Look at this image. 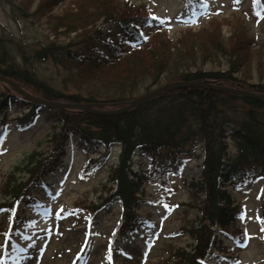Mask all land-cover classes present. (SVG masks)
Returning a JSON list of instances; mask_svg holds the SVG:
<instances>
[{
    "label": "rangeland",
    "instance_id": "374dc122",
    "mask_svg": "<svg viewBox=\"0 0 264 264\" xmlns=\"http://www.w3.org/2000/svg\"><path fill=\"white\" fill-rule=\"evenodd\" d=\"M97 1L0 0V46L7 51V61L1 68L11 65L27 70L40 83L64 94H93L101 101L119 97L131 101L169 83L166 81L174 78L171 76L175 72L173 65L178 71H226L221 50L226 48L244 61L249 74L245 78L234 74V78L264 84V15L259 17L256 14L251 0H207L208 6L195 8L190 14L185 10V0H128L135 5H149L151 12L160 19L142 30L147 39L156 33L161 34L150 49L126 57L113 67L100 69H86L58 59H35L36 51L51 42L65 47L69 40H75L80 34L79 39L87 36L96 26L103 27V30L111 28L110 24L103 23ZM124 1L114 0L113 3L124 9ZM69 15L76 19L83 17L90 25L82 32H71L67 36L60 33L64 29L53 32L52 20L69 18ZM112 38L119 44L122 38L125 39L117 34ZM249 41H255L256 45L250 46ZM129 42L131 39L126 38L123 44L126 46ZM94 43L92 40L78 47L85 54ZM159 58L164 59L167 66L157 74L151 67ZM24 59L31 61L27 63ZM11 92L20 96L0 81V96ZM228 105L236 106V102L231 101ZM26 107L21 102L12 104L0 114V120L6 116L11 122L23 114ZM34 115L31 123L23 129L11 122L0 142V201L5 199L1 186L10 171L33 151L45 154L50 148L51 136L58 131L51 109L42 106ZM229 117L232 115L225 113L222 120ZM223 141H227L230 151L235 152L234 142L227 136ZM196 142L193 151L194 140L185 144V152L181 155L184 157L176 166L172 163L166 166L164 160L156 163L166 167L161 175L167 176L164 184H160L161 177H157L144 185L143 204L138 214L144 217L146 225L125 239L114 240L119 219L117 204L102 209L91 222L84 213L73 216L66 214V209L76 203L81 207L88 206L106 194L103 187L108 183L110 168L118 162L120 147L116 145L108 149L93 145L87 155L82 150L81 141L75 136L70 137L59 169L44 179L45 185L33 190L38 204L25 208L23 212L18 211L31 222L24 233L19 232L7 240L6 258L2 264H176L170 255L175 250H191L193 239L184 231L197 224L202 151ZM159 155L167 156L166 151ZM89 158L96 162L91 165L93 171L81 177L80 172ZM149 162L138 151L132 157L133 172L147 171ZM225 189L241 205L243 214L234 228L235 231L241 230L242 235L238 241L233 238L224 240L228 251L213 252L207 264H264V231H261L264 179L237 189L227 185ZM6 216L0 212V221ZM4 224L6 227L8 221Z\"/></svg>",
    "mask_w": 264,
    "mask_h": 264
},
{
    "label": "trees",
    "instance_id": "16d2710c",
    "mask_svg": "<svg viewBox=\"0 0 264 264\" xmlns=\"http://www.w3.org/2000/svg\"><path fill=\"white\" fill-rule=\"evenodd\" d=\"M113 1L96 2V5L101 6L103 23L110 24L111 28L103 30V27L96 26L87 36L79 39L80 34L78 39L69 40L67 45L64 44L65 47L60 43L51 42L36 51L35 59L38 61H45L47 58L58 59L86 69H100L113 67L126 57L128 59L150 49L156 37L161 34L156 33L147 39L142 33V29L151 26L155 20L149 5H135L125 0L123 9ZM251 1L255 12L259 16L263 15L264 0ZM205 5L206 0L184 2L188 14L193 13L195 8ZM72 17L69 15V18H54L51 26L53 32L64 29L60 33L67 36L71 32H82L90 25L83 17L80 19ZM114 34L130 38L131 42L126 43V46L123 43L119 44L112 38ZM92 40H95V43L90 51L85 54L81 52V47L78 46ZM249 45H256L255 41H249ZM221 50L227 65L226 71H178L173 65L175 72L171 73V76L174 78L166 82L208 81L264 94V84H251L243 82L245 81L243 79L240 81L234 78V74H240L242 78L249 76L244 61L235 52L232 53L226 48ZM6 55L7 51L0 46V76L12 80L24 91L38 98L60 103L101 104L102 106L98 108L101 111H114L124 107V103L128 102V99L120 97L101 101L88 93L87 96L78 93L64 94L40 83L27 70L13 68L11 65L5 69L1 68L7 61ZM166 64L164 59L159 58L153 61L151 68H155L157 74H160L165 70ZM231 101L236 102V106L229 107ZM18 102L26 105L27 110H23V114L11 122H14L17 128L23 129L31 123L35 111L42 105L31 103L21 96L13 95L12 92L2 93L0 114ZM51 112L58 131L50 138V148L45 154L36 151L28 154L10 171L1 186L5 199L0 201V212L7 215L0 221L1 239L11 240L19 232L24 233L27 230L31 219L19 215L18 211L23 212L25 208L38 204L33 190L45 185L44 179L59 169L64 148L72 136L81 141L82 150L87 155L93 145H103L108 149L117 145L120 147V153L117 164L110 168L108 183L103 187L106 194L88 206L81 207L80 203H76L66 209V214L77 216L78 213H84L91 221L102 209H107L115 203L119 206V219L114 240L132 235L136 229L146 225L144 217L138 214V209L143 204L144 185L153 182L157 177H161L160 184L166 182L167 174L161 175L166 167L158 166L156 163L164 160L166 166L170 163L176 166L178 160L184 157L181 155L185 152L183 149L185 144L192 139L194 143L191 151L195 150L198 144L196 141L199 142L202 151V168L197 188V224L184 231L193 239L191 250H175L170 256L174 258L176 264H207L213 252L228 251L224 240L233 238L238 241L241 238V230L235 231L234 226L243 211L241 205L225 187L231 185L237 189L255 180L264 179V100L193 86L162 93L147 103L118 115H99L65 109H51ZM225 113H230L232 117L222 120ZM11 122L6 116L0 120V142ZM226 136L234 142L235 152L230 151L227 141H223ZM138 151L150 160V168L139 173L133 172L132 169V157ZM163 151H166L165 158L159 155ZM94 163L96 162L90 161L89 158L80 176L89 175L93 171L91 165ZM6 220L8 225L5 227ZM261 220L264 221V199ZM262 225L264 228V224ZM0 248L5 249L2 242Z\"/></svg>",
    "mask_w": 264,
    "mask_h": 264
},
{
    "label": "water",
    "instance_id": "95a60500",
    "mask_svg": "<svg viewBox=\"0 0 264 264\" xmlns=\"http://www.w3.org/2000/svg\"><path fill=\"white\" fill-rule=\"evenodd\" d=\"M0 81L6 83L11 89H13L17 94H19L21 97L27 99L28 101L35 102L39 105H42L44 107H47L52 110H79L86 113H92V114H99V115H118L121 113H124L130 109L139 107L151 99L161 95L162 93L170 92L173 90L181 89V88H187V87H200L205 90L209 91H218L222 93L227 94H233L240 97H247V98H255L259 100H264V94H256L249 91L244 90H238L231 87L226 86H217L212 85L208 81L207 82H201V81H177V82H169L161 85L160 87H157L148 93L138 97L134 98L131 101L126 102L124 107L114 110V111H101L98 108H100L101 104H80V103H60V102H53V101H47L44 99L37 98L35 96H31L21 90L18 86L15 85L13 81L10 79H7L5 77L0 76ZM212 83V82H211Z\"/></svg>",
    "mask_w": 264,
    "mask_h": 264
},
{
    "label": "snow or ice",
    "instance_id": "6c2138e0",
    "mask_svg": "<svg viewBox=\"0 0 264 264\" xmlns=\"http://www.w3.org/2000/svg\"><path fill=\"white\" fill-rule=\"evenodd\" d=\"M262 224H264V221H261ZM261 231H264V228L261 229ZM247 235V234H246Z\"/></svg>",
    "mask_w": 264,
    "mask_h": 264
}]
</instances>
